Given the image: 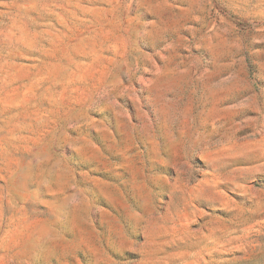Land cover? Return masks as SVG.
<instances>
[{
  "label": "rangeland",
  "instance_id": "374dc122",
  "mask_svg": "<svg viewBox=\"0 0 264 264\" xmlns=\"http://www.w3.org/2000/svg\"><path fill=\"white\" fill-rule=\"evenodd\" d=\"M0 264H264V0H0Z\"/></svg>",
  "mask_w": 264,
  "mask_h": 264
}]
</instances>
